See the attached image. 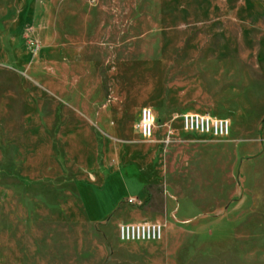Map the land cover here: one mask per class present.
I'll list each match as a JSON object with an SVG mask.
<instances>
[{
    "label": "rangeland",
    "instance_id": "rangeland-1",
    "mask_svg": "<svg viewBox=\"0 0 264 264\" xmlns=\"http://www.w3.org/2000/svg\"><path fill=\"white\" fill-rule=\"evenodd\" d=\"M0 219L38 264H264V0H0Z\"/></svg>",
    "mask_w": 264,
    "mask_h": 264
},
{
    "label": "crops",
    "instance_id": "crops-1",
    "mask_svg": "<svg viewBox=\"0 0 264 264\" xmlns=\"http://www.w3.org/2000/svg\"><path fill=\"white\" fill-rule=\"evenodd\" d=\"M168 146L169 145H167V147ZM170 148H180V147L174 146L173 144ZM131 164L132 163H130L129 164L130 167L121 174V179L125 183V191L122 192L123 194H121L120 197L113 200L111 210H113L118 204V202L121 201L122 199L129 196L136 197L139 196L141 193H145L146 191V187L148 186V179L143 175L142 169H138L136 168V166H131ZM104 178L100 183L104 181ZM146 200H149L147 194H145L143 202H146ZM99 210H101L100 211L101 214H104L108 209L102 208ZM105 215L107 216V214ZM105 215H102L97 218H90L86 210L83 208V217L85 222L88 223H96L102 220L104 217H106ZM6 223H7L6 219L3 220L0 219V264H38L36 260L30 258L29 256L30 252H28L27 249H29L30 247H26L22 241L12 240V239L9 240ZM142 242L144 243L149 241H131V242H124L120 245H124V247L131 248L132 250H143L146 248V246L144 244L143 245L140 244ZM114 260L117 259H113L112 261ZM118 260L114 262V264H124V263L153 264L151 258L145 256L131 257L128 258L127 260H119V261Z\"/></svg>",
    "mask_w": 264,
    "mask_h": 264
},
{
    "label": "built area",
    "instance_id": "built-area-1",
    "mask_svg": "<svg viewBox=\"0 0 264 264\" xmlns=\"http://www.w3.org/2000/svg\"><path fill=\"white\" fill-rule=\"evenodd\" d=\"M192 115L195 114H187L186 116H181L185 128H199L202 130H209L211 128L215 133L221 134L226 133L228 130V124L225 120L220 119L223 122L216 123L215 121H213V119L206 120L205 117L199 115H195V117H193ZM153 117V112L149 107L140 108L139 120L136 123V129L144 139H150L152 137L154 130ZM161 231L162 225L152 222L121 224L118 228L119 237L123 240H133L134 238L159 239Z\"/></svg>",
    "mask_w": 264,
    "mask_h": 264
},
{
    "label": "bare ground",
    "instance_id": "bare-ground-1",
    "mask_svg": "<svg viewBox=\"0 0 264 264\" xmlns=\"http://www.w3.org/2000/svg\"><path fill=\"white\" fill-rule=\"evenodd\" d=\"M221 107V106H220ZM187 114H185L184 116H186ZM195 115H197V114H195ZM195 115H192L193 117H195ZM200 116V115H199ZM202 117H205V116H202ZM206 118V120H210V118H208V117H205ZM153 120H154V118H153ZM156 121V120H155ZM213 121H215L216 123H219V122H223V121H221V120H217V119H213ZM189 124V123H188ZM187 126V125H186ZM133 240H155V239H152V238H143V239H139V238H134Z\"/></svg>",
    "mask_w": 264,
    "mask_h": 264
}]
</instances>
